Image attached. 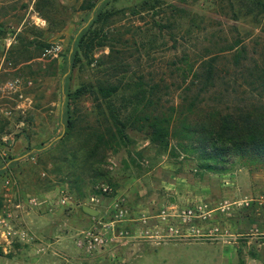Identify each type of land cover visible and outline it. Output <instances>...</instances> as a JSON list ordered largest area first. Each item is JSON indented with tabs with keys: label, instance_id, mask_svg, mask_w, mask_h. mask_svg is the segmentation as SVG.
Here are the masks:
<instances>
[{
	"label": "rangeland",
	"instance_id": "374dc122",
	"mask_svg": "<svg viewBox=\"0 0 264 264\" xmlns=\"http://www.w3.org/2000/svg\"><path fill=\"white\" fill-rule=\"evenodd\" d=\"M45 1L0 0V264H264V161L229 155L209 170L199 136L183 137L184 123L264 103L263 0H54L55 13ZM82 84L126 87L124 115L138 86L161 97L148 109H177L169 146L146 126L73 164L109 126L88 92L65 137L64 90Z\"/></svg>",
	"mask_w": 264,
	"mask_h": 264
},
{
	"label": "trees",
	"instance_id": "16d2710c",
	"mask_svg": "<svg viewBox=\"0 0 264 264\" xmlns=\"http://www.w3.org/2000/svg\"><path fill=\"white\" fill-rule=\"evenodd\" d=\"M263 1L259 3L262 5L264 11ZM45 2L46 5H48L47 11L55 13V11L50 10L56 7L55 1L46 0ZM106 3L107 2H105L104 5ZM95 4V2H92L88 4V6H84V8H93ZM37 6L39 9H42L40 3ZM104 13L103 7L98 9L97 16L90 22L89 26L82 31L77 41L72 61H70L72 67L75 68L80 63V60H82V58L79 57V50L84 46L88 47L90 45L92 40L89 39V36L91 33L95 32L94 25L98 24V21H100L103 16L108 17L109 13ZM105 17L103 19H107ZM2 26L3 24L0 25V28H2ZM103 26L101 27V32ZM89 58L88 64L91 65L95 59L93 57ZM209 74H211V71ZM262 77L264 78V68L262 70ZM261 85L262 87L264 86V79ZM127 86L130 85L127 83ZM122 88L125 89L126 87L120 84H99L98 86L82 84V86L73 90L70 86H66L64 90L65 111L61 117L68 129L65 137H70V135H72V129L76 126L77 112H74L72 106H74L75 101L88 92L95 96L96 93L101 94L102 98L99 107H102L106 111V114L103 110L100 111V113L101 115L108 116L105 117V121L109 123V126L105 128V132L98 135L97 140L92 143V146L73 149V164L75 162L77 163L79 159L77 155L78 151L85 152L83 158L89 161L91 155L92 157L96 155L101 144H105L109 148L127 145V143L131 141V137L128 134L130 129H140L147 126L148 130L146 134L154 144L161 147L169 146V137L174 120L173 115L177 109L172 108V112L168 113L169 115L163 114L164 112L158 114L153 112V110L151 112L148 107L160 105L162 98L159 97L157 100L151 98L152 96L147 98V90L138 86L132 99L125 102V106H132V110L129 115H124L122 112L124 107L121 109L117 108L114 103V99L121 92ZM179 111L182 112L181 114L184 113V111ZM197 126L198 125L193 128L190 124L184 123L183 133L186 134L183 135V137L192 140L195 136H199V159L205 161L203 164L204 168L214 171L220 169L217 163H212L211 161L217 162L221 159L224 160V158L229 155H238L243 158L249 156L253 159L252 161H264V103L262 106L258 105L254 107L251 111L210 117L209 121ZM66 160H68V158H66ZM89 164L93 165V162Z\"/></svg>",
	"mask_w": 264,
	"mask_h": 264
},
{
	"label": "built area",
	"instance_id": "2783aa9c",
	"mask_svg": "<svg viewBox=\"0 0 264 264\" xmlns=\"http://www.w3.org/2000/svg\"><path fill=\"white\" fill-rule=\"evenodd\" d=\"M57 51H59L58 48H52L49 52L50 53H53V52L56 53ZM8 87L13 91L16 90L19 87L18 80L10 81L8 83ZM97 241L103 242V238L99 235H93L92 240L90 241V246H92Z\"/></svg>",
	"mask_w": 264,
	"mask_h": 264
},
{
	"label": "water",
	"instance_id": "95a60500",
	"mask_svg": "<svg viewBox=\"0 0 264 264\" xmlns=\"http://www.w3.org/2000/svg\"><path fill=\"white\" fill-rule=\"evenodd\" d=\"M83 210L90 215H97L99 213V210L87 205L83 206Z\"/></svg>",
	"mask_w": 264,
	"mask_h": 264
},
{
	"label": "crops",
	"instance_id": "0c3cea01",
	"mask_svg": "<svg viewBox=\"0 0 264 264\" xmlns=\"http://www.w3.org/2000/svg\"><path fill=\"white\" fill-rule=\"evenodd\" d=\"M17 159H19V158H17Z\"/></svg>",
	"mask_w": 264,
	"mask_h": 264
}]
</instances>
